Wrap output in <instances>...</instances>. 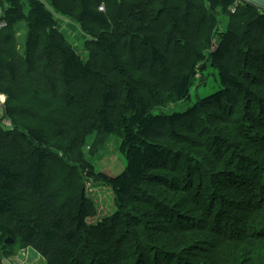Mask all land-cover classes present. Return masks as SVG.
Instances as JSON below:
<instances>
[{
	"label": "trees",
	"instance_id": "1",
	"mask_svg": "<svg viewBox=\"0 0 264 264\" xmlns=\"http://www.w3.org/2000/svg\"><path fill=\"white\" fill-rule=\"evenodd\" d=\"M3 3L0 256L20 243L47 264H264V10L236 0ZM55 14L86 37V61ZM206 61L219 90L183 113L151 114L190 100ZM113 134L126 166L109 176L92 158ZM89 181L111 189L115 208L95 225Z\"/></svg>",
	"mask_w": 264,
	"mask_h": 264
},
{
	"label": "rangeland",
	"instance_id": "2",
	"mask_svg": "<svg viewBox=\"0 0 264 264\" xmlns=\"http://www.w3.org/2000/svg\"><path fill=\"white\" fill-rule=\"evenodd\" d=\"M219 32L225 30V21L220 18ZM73 23V22H72ZM76 25L75 23H73ZM22 29V33H23ZM66 39L72 44L77 54L86 61L88 59V53L85 50L83 43L86 37L79 31V35L75 32H71L70 27L68 31H61ZM205 68L202 71L204 77L203 81L200 83L196 80L195 86L190 91V100L176 102L173 104H167L163 107H155L152 111V115H170L174 113H183L192 107L198 100L213 94L220 88L218 72L216 69L212 68L209 62L204 63ZM0 110V117H1ZM7 120H3L2 124L6 126ZM92 137L89 138L88 144L92 142ZM121 139L117 134H113L109 137V140L103 150L96 154L92 158V164L94 165L97 172L106 173L109 176H116L123 172L126 166V160L124 155L120 152ZM86 153V151H85ZM88 159V157H87ZM86 191L89 199H91L97 208L96 215L89 219V224H97L102 220H105L112 216L115 211L113 194L111 189L100 183L89 181L86 183ZM13 254L9 257H5L4 253L0 256L3 264H47L42 256L36 253L31 248L24 249L20 243H16L13 246Z\"/></svg>",
	"mask_w": 264,
	"mask_h": 264
},
{
	"label": "crops",
	"instance_id": "3",
	"mask_svg": "<svg viewBox=\"0 0 264 264\" xmlns=\"http://www.w3.org/2000/svg\"><path fill=\"white\" fill-rule=\"evenodd\" d=\"M47 7H51V0H41ZM6 8V4L3 3V7L1 8L0 7V13L2 11L3 8ZM55 18H56V21L58 23V26L60 28L61 31H68V28L70 27V30L71 32H75L77 33V35H79V28L77 25H74L72 22V20H69L67 18H63L59 15H56L55 14ZM64 33V32H63ZM1 99H5L4 96H0ZM1 115H2V112H1Z\"/></svg>",
	"mask_w": 264,
	"mask_h": 264
},
{
	"label": "built area",
	"instance_id": "4",
	"mask_svg": "<svg viewBox=\"0 0 264 264\" xmlns=\"http://www.w3.org/2000/svg\"><path fill=\"white\" fill-rule=\"evenodd\" d=\"M237 1L249 2V0H237ZM99 10L102 11V10H103V6H101V7L99 8ZM231 12H232V13L235 12V7H233V8L231 9ZM4 26H5V23H4L2 20H0V27H4ZM0 108H1V103H0ZM6 126H7V127H10V126H11L10 121L6 122Z\"/></svg>",
	"mask_w": 264,
	"mask_h": 264
},
{
	"label": "water",
	"instance_id": "5",
	"mask_svg": "<svg viewBox=\"0 0 264 264\" xmlns=\"http://www.w3.org/2000/svg\"><path fill=\"white\" fill-rule=\"evenodd\" d=\"M252 4L264 9V0H249ZM5 243H11V240H5Z\"/></svg>",
	"mask_w": 264,
	"mask_h": 264
},
{
	"label": "clouds",
	"instance_id": "6",
	"mask_svg": "<svg viewBox=\"0 0 264 264\" xmlns=\"http://www.w3.org/2000/svg\"><path fill=\"white\" fill-rule=\"evenodd\" d=\"M237 1V0H236ZM239 2H244V1H239ZM245 3H251L250 1L249 2H245ZM236 5V4H235ZM233 7H235V6H233ZM232 7V8H233ZM231 8V9H232ZM260 8V7H259ZM264 10V9H263ZM231 11V10H230ZM232 13V12H231ZM4 101H5V99H1L0 98V103H1V108H0V110H1V112H2V115H3V103H4ZM8 121V120H7ZM11 127V126H10ZM10 127H7V128H10Z\"/></svg>",
	"mask_w": 264,
	"mask_h": 264
},
{
	"label": "bare ground",
	"instance_id": "7",
	"mask_svg": "<svg viewBox=\"0 0 264 264\" xmlns=\"http://www.w3.org/2000/svg\"><path fill=\"white\" fill-rule=\"evenodd\" d=\"M11 243H12V240H11ZM11 243H5V245H10Z\"/></svg>",
	"mask_w": 264,
	"mask_h": 264
}]
</instances>
